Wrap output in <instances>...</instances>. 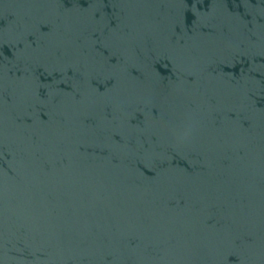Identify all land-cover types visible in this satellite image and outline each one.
Here are the masks:
<instances>
[{"label": "water", "instance_id": "1", "mask_svg": "<svg viewBox=\"0 0 264 264\" xmlns=\"http://www.w3.org/2000/svg\"><path fill=\"white\" fill-rule=\"evenodd\" d=\"M0 264H264V0H0Z\"/></svg>", "mask_w": 264, "mask_h": 264}]
</instances>
